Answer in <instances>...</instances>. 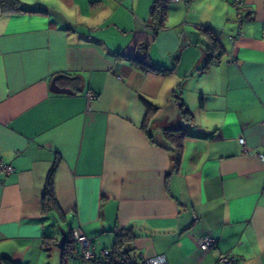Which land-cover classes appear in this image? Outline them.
<instances>
[{
  "label": "crops",
  "instance_id": "1",
  "mask_svg": "<svg viewBox=\"0 0 264 264\" xmlns=\"http://www.w3.org/2000/svg\"><path fill=\"white\" fill-rule=\"evenodd\" d=\"M20 1L0 16V259L62 264L60 230L80 227L96 251L128 232L135 264H264V0L240 19L231 0H168L157 30L155 0ZM178 91L194 118L174 168ZM56 159L63 219L41 207Z\"/></svg>",
  "mask_w": 264,
  "mask_h": 264
},
{
  "label": "trees",
  "instance_id": "2",
  "mask_svg": "<svg viewBox=\"0 0 264 264\" xmlns=\"http://www.w3.org/2000/svg\"><path fill=\"white\" fill-rule=\"evenodd\" d=\"M167 2L168 0H155L154 3L152 4L150 10V21L154 30H157L163 27L164 25L166 19L165 5ZM15 12H31V10L24 7L23 3L20 0H0V16ZM202 31L204 34H206V47L212 57L214 52L220 49L221 45L219 41L215 38V36L211 34L212 33L211 29L205 28L202 29ZM144 63L145 61L143 59H138L137 62L135 60L133 61V65L136 66L137 68H140L141 67L140 65ZM152 69L157 70V68H152ZM175 97L178 102L179 117L182 122V125L179 128L164 129L163 133L166 139H168L170 143H174L176 146L172 150L174 151V159H173L174 168H177L180 157V150H179V147L181 145L180 142L181 139L184 137V135H186L188 128L192 126L194 117L192 112L184 103L180 95V91L176 92ZM142 100L146 107L145 118L146 120H149L151 116H153L157 112L158 108L157 106L151 104L149 101L145 99ZM143 128L144 129L146 128L145 124L143 125ZM147 134L150 137L152 143L159 144L152 139L151 134H149L148 132ZM58 164H59V159H56L46 176L44 193L41 198V207H42V212L44 214L51 213V215L55 219H63L64 214L61 212L58 206L54 192V176ZM132 238L133 236L129 235L128 232L125 233L118 231L116 233V241L110 249H112L113 252L120 251L126 258H128V260H130L131 264H135V262H133L132 259L129 257L128 253L123 249L124 244L130 241ZM75 254L78 255V250L76 248L75 238L73 237V233L70 230L69 232H67V236L62 245V264H65V259ZM0 262L1 264H18L9 257H2L0 259Z\"/></svg>",
  "mask_w": 264,
  "mask_h": 264
},
{
  "label": "built area",
  "instance_id": "3",
  "mask_svg": "<svg viewBox=\"0 0 264 264\" xmlns=\"http://www.w3.org/2000/svg\"><path fill=\"white\" fill-rule=\"evenodd\" d=\"M179 2L182 0H172ZM231 3L236 11L238 19L242 16V11L245 6V0H231ZM89 99L95 97V94L89 92L87 94ZM243 143L244 140L240 139ZM2 173L7 174L13 170L12 166L2 163L0 165ZM75 243L78 250V256L83 262L91 264H131L130 260L126 258L120 251L113 252L110 248H103L99 251L94 249L91 239L83 232L80 227L74 230ZM199 247L202 250H213L217 248L216 239L212 236H205L199 239ZM140 264H166L163 256H153L143 259ZM215 264H239L238 259L232 254H219Z\"/></svg>",
  "mask_w": 264,
  "mask_h": 264
},
{
  "label": "water",
  "instance_id": "4",
  "mask_svg": "<svg viewBox=\"0 0 264 264\" xmlns=\"http://www.w3.org/2000/svg\"><path fill=\"white\" fill-rule=\"evenodd\" d=\"M52 84H53V85L51 86V88H52V90H53L54 92H70V90L58 88V87L54 84V81L52 82ZM197 131H202V129H197ZM60 234H61V236H60V238H59V240H58L57 245H58L59 247H62V245H63V243H64V240H65V233H64L63 230H60Z\"/></svg>",
  "mask_w": 264,
  "mask_h": 264
},
{
  "label": "rangeland",
  "instance_id": "5",
  "mask_svg": "<svg viewBox=\"0 0 264 264\" xmlns=\"http://www.w3.org/2000/svg\"><path fill=\"white\" fill-rule=\"evenodd\" d=\"M84 264H90V263H85V262H83ZM54 264V263H53ZM56 264V263H55ZM70 264H81V260L80 259H78V258H73V259H71L70 260Z\"/></svg>",
  "mask_w": 264,
  "mask_h": 264
}]
</instances>
